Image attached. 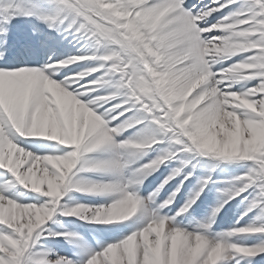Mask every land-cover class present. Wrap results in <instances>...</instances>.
Returning <instances> with one entry per match:
<instances>
[{
    "label": "snow or ice",
    "instance_id": "obj_1",
    "mask_svg": "<svg viewBox=\"0 0 264 264\" xmlns=\"http://www.w3.org/2000/svg\"><path fill=\"white\" fill-rule=\"evenodd\" d=\"M18 16L34 17L89 47L81 55L49 56L39 67H13L5 54ZM48 39L38 43L46 47ZM222 54L241 59L213 70ZM0 60V264H226L225 253L240 264L264 253V223H257L264 217V0H211L195 12L185 0H0ZM81 60L90 63L66 70L59 82L50 78L62 70L54 65ZM128 129L130 137L123 135ZM97 149L108 155H88ZM197 151L251 163L217 189L206 217L197 220L188 210L210 176L198 178L172 215L162 212H171L194 174L190 153ZM172 161L160 184L141 197L147 175ZM93 171L107 176L92 180L86 173ZM17 185L42 195L21 201L13 192ZM70 191L111 195L85 206L64 199ZM237 197L244 205L237 221L213 231L221 208ZM138 211L135 221L124 223ZM249 212L255 213L252 226L238 227ZM54 213L57 220L77 216L109 227L89 243L79 233L48 228ZM234 233L258 235L246 245L231 239ZM57 236L72 238V256L44 245Z\"/></svg>",
    "mask_w": 264,
    "mask_h": 264
},
{
    "label": "rangeland",
    "instance_id": "obj_2",
    "mask_svg": "<svg viewBox=\"0 0 264 264\" xmlns=\"http://www.w3.org/2000/svg\"><path fill=\"white\" fill-rule=\"evenodd\" d=\"M191 0H185V2H190ZM196 2L197 0H192ZM199 6L194 8V12L197 9H200L204 5L211 6V0H202ZM186 6V5H185ZM226 9L213 12L211 16L207 17V22L209 24L214 23L217 19L223 15ZM203 24V22H202ZM34 29L40 31H34ZM223 31V30H221ZM210 33H205L208 35ZM219 33L215 34L218 35ZM45 37H49L47 40V46L42 47L38 41L44 39ZM8 52H6V58L12 57L18 52H13L14 47L17 44H28V42L32 43L30 45L31 49L19 52L18 56L22 58L19 63L11 65L13 67L20 66H29L30 63H44L49 56L52 57L53 60L63 59L67 56L81 55L85 49L89 47L88 42L83 39H78L73 35L64 34L61 31L51 30L46 27V25L34 17H26V16H18L15 20L12 21L10 25V31L8 36ZM217 63L215 64L221 67L231 65L234 61H238L241 59L240 54H232L230 58H228L225 54H222L220 57H217ZM7 62V61H6ZM5 61L0 60V67L4 66ZM90 63L88 60H81L70 63L66 66L54 65L55 67H61L62 70L60 72H56L54 76L50 77L52 79L57 80L59 82L66 70H78L80 65ZM215 70V69H214ZM47 75V72H45ZM81 79L87 80L88 77H82ZM255 83V80H248L246 82H235L233 87L234 89H240L242 86H247ZM100 94L103 93V89H99ZM97 93H93L96 95ZM124 136L130 137L132 135V129H128L123 133ZM35 143H39L40 145H47L50 142L47 138H28ZM29 147H33V145H29ZM93 158H102L108 153L104 152L101 149L94 150L93 153L88 154ZM190 155L195 156V160L192 161V164H195L196 167L194 169V174L184 182L183 187L180 192L177 194L174 202L169 205L171 208V212H169L168 208L162 209L161 211L167 213L168 215H172L173 212L177 210L185 201L186 196L190 192V190L196 184L198 178L202 176H210L211 182L207 185L205 190L201 193L199 199L191 206L188 210L191 213V216L197 220H200L207 216L211 207L216 203L218 193L217 189L225 187L230 181L231 178L237 175H240L245 171L246 165L251 163L250 161H246L239 158H223L219 156H214L211 154H203L199 151L190 153ZM142 161H147L149 159L148 155H142L140 157ZM175 161H172L168 164V166L160 165L156 170L152 171L147 177L143 180L140 185L142 190L139 191V195L141 197H146L150 192L153 191L160 184L161 180L168 174L169 168L175 166ZM190 167V166H189ZM184 171H188V168H185ZM87 176L91 177L92 180H99L101 176L106 178L107 174L93 171L86 173ZM181 177H176L174 180L170 181L168 184L164 185V187L160 190L158 195L156 196V201L164 200L168 194L172 191V189L179 182ZM13 192H18V199L21 201H27L31 196L34 195H42L37 194L31 190H25L22 186L17 185V188L13 189ZM111 194H100V193H81L79 191H70L66 194L64 199H68L69 197H73L79 203L84 204L85 206H89L92 204L102 203L106 199H110ZM244 205L241 202V198L237 197L233 200H230L228 203L224 204L221 208L219 214L215 217L214 223H212L211 228L215 232H221L224 230L230 229L233 224L237 221L241 211H243ZM254 212H249L246 216L239 219L238 227L241 226H252ZM139 216V211L134 214L133 217L129 218L128 221L124 223H132ZM179 220L180 217H177ZM257 223H264V217L261 218ZM46 226L53 231L56 232H69V233H79L83 239L89 243H93L95 238V233L97 231H103L105 228L109 227L106 225L89 223L84 221L82 218L77 216H64L59 215L57 220V214L54 213L53 218L46 222ZM258 234L256 233H234L231 239L237 241H244L246 245H251L253 241L256 239ZM72 238L69 237L65 239L64 237L57 236L55 238H49L43 241L44 245L47 247L54 249L56 252L61 255L72 256L73 255V245L70 242ZM231 251V250H229ZM234 256L242 257V254H235ZM228 254L225 253V256L222 258L226 264H232L231 261L227 260ZM240 264H264V253H259L254 257H243L240 259Z\"/></svg>",
    "mask_w": 264,
    "mask_h": 264
},
{
    "label": "bare ground",
    "instance_id": "obj_3",
    "mask_svg": "<svg viewBox=\"0 0 264 264\" xmlns=\"http://www.w3.org/2000/svg\"><path fill=\"white\" fill-rule=\"evenodd\" d=\"M28 44H29V45H31L32 43L28 42ZM17 45H19V44H17ZM24 47L26 48V47H27V44H25V45H24ZM17 61H19L18 55H17V56H14V57H12V58L10 59V61H9V63H8V64H11V65H13V64H16V63H17Z\"/></svg>",
    "mask_w": 264,
    "mask_h": 264
}]
</instances>
